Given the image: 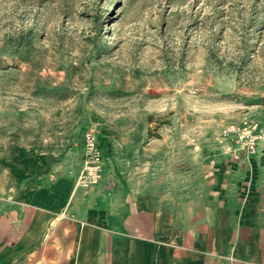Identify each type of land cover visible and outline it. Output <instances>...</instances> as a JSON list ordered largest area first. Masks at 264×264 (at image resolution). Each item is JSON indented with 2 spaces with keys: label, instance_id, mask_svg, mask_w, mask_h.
Here are the masks:
<instances>
[{
  "label": "rangeland",
  "instance_id": "1",
  "mask_svg": "<svg viewBox=\"0 0 264 264\" xmlns=\"http://www.w3.org/2000/svg\"><path fill=\"white\" fill-rule=\"evenodd\" d=\"M252 122L264 127V0H0L7 182L53 169L91 130L105 156L199 159Z\"/></svg>",
  "mask_w": 264,
  "mask_h": 264
},
{
  "label": "crops",
  "instance_id": "2",
  "mask_svg": "<svg viewBox=\"0 0 264 264\" xmlns=\"http://www.w3.org/2000/svg\"><path fill=\"white\" fill-rule=\"evenodd\" d=\"M84 150L0 175V264H264V142L247 153L228 138L199 159L103 153L98 179Z\"/></svg>",
  "mask_w": 264,
  "mask_h": 264
},
{
  "label": "built area",
  "instance_id": "3",
  "mask_svg": "<svg viewBox=\"0 0 264 264\" xmlns=\"http://www.w3.org/2000/svg\"><path fill=\"white\" fill-rule=\"evenodd\" d=\"M224 139L232 138L234 143L241 147V151L253 153L257 150L259 144L264 140V127L259 122H252L244 126H229L223 133ZM84 155H83V174L93 179L100 177L101 164L103 162V154L100 145L96 139V133L91 130L86 133L84 142ZM231 151V149L229 148ZM236 158L239 155L235 151H231Z\"/></svg>",
  "mask_w": 264,
  "mask_h": 264
},
{
  "label": "bare ground",
  "instance_id": "4",
  "mask_svg": "<svg viewBox=\"0 0 264 264\" xmlns=\"http://www.w3.org/2000/svg\"><path fill=\"white\" fill-rule=\"evenodd\" d=\"M252 119V118H251ZM102 122V121H101ZM104 122V121H103ZM83 125V124H82ZM98 126H99V124H98ZM96 127V126H95ZM100 127V126H99ZM99 130V129H98ZM209 136V135H208ZM209 139H211V137H208V140ZM216 140H217V142H221V141H223V140H220L218 137H216ZM211 142V141H210ZM70 150V149H69Z\"/></svg>",
  "mask_w": 264,
  "mask_h": 264
}]
</instances>
